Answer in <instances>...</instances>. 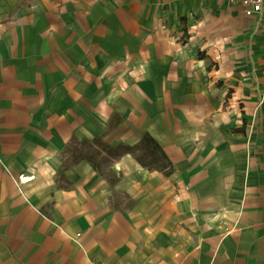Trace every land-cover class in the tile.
Returning <instances> with one entry per match:
<instances>
[{"label":"crops","instance_id":"1","mask_svg":"<svg viewBox=\"0 0 264 264\" xmlns=\"http://www.w3.org/2000/svg\"><path fill=\"white\" fill-rule=\"evenodd\" d=\"M224 1L0 0V264H264V31L236 8L259 49L214 55L220 89L185 46L188 108L167 102L175 77L140 73L175 60L164 23L218 33ZM104 132H149L174 172L124 155L113 185L85 161L60 180L69 141Z\"/></svg>","mask_w":264,"mask_h":264},{"label":"rangeland","instance_id":"2","mask_svg":"<svg viewBox=\"0 0 264 264\" xmlns=\"http://www.w3.org/2000/svg\"><path fill=\"white\" fill-rule=\"evenodd\" d=\"M221 6H223V10L229 11V15H225L217 19L214 30L217 29L218 33H212L211 31L213 28L205 29L204 27H202L200 22H203V20L206 19L205 17H191L192 21L190 22L192 23H189V25L187 23V19L186 21H183V18L174 19L170 22L167 21L166 23H164V30L161 29L159 31L167 32V35L164 38H166L167 42L171 43L173 46V56L175 57L173 64L167 68H161L153 71L150 70L152 74H148L145 73L144 70L143 72L142 70H140V73H142L144 77H146L147 75H152L155 77L162 76L165 78L175 77L176 80L174 84L164 83L165 87L169 85L170 88H175V91L177 92L175 93L174 98L167 101L175 105V108L177 107L180 109H185L189 107L185 46L186 48L190 47L189 52H191L192 56L195 59L204 60L202 61V63L198 64L201 66L196 67L195 65H193L191 68L193 72L205 73L206 71V73H208V83L211 82L212 89H220L223 86L221 81H214V79L212 80V78L210 77V75H215V73L220 69V64L217 61L218 59H215L214 55H217L219 57V55L222 54L226 57L229 56L230 53L233 54V51H235L236 55L238 56V62H242L241 60L245 57V55H249L250 47L255 51H258L259 49V46L255 45L256 41L252 40L251 42V40H249V38H247V36L245 35V29H248L249 21L239 15V10H237L236 8L233 9V7L231 8L227 0L224 1ZM214 36L215 38H213ZM219 36H224V46L216 48L215 50H211L205 47L208 39L214 41L218 39ZM260 42H263V40H260ZM162 43H164V41ZM261 63L264 64V62ZM241 65L242 63L239 64L240 68ZM127 73L128 75H130L129 72ZM178 79L180 80L177 81ZM182 79L185 81L182 82ZM119 197L122 200L121 195ZM124 203H128V200L125 198L122 204Z\"/></svg>","mask_w":264,"mask_h":264},{"label":"trees","instance_id":"3","mask_svg":"<svg viewBox=\"0 0 264 264\" xmlns=\"http://www.w3.org/2000/svg\"><path fill=\"white\" fill-rule=\"evenodd\" d=\"M122 121L121 118L113 117L106 132L115 129ZM106 132L102 136L89 140H79L74 137L69 141L60 158L61 165L58 170L60 180L67 169L85 161L91 164L101 177L107 178L113 185L118 181L114 175L113 165L116 160L124 155L132 156L148 171H158L165 176H170L174 172L172 161L149 132H145L140 140L132 146L122 142L114 146L110 145L105 140Z\"/></svg>","mask_w":264,"mask_h":264},{"label":"built area","instance_id":"4","mask_svg":"<svg viewBox=\"0 0 264 264\" xmlns=\"http://www.w3.org/2000/svg\"><path fill=\"white\" fill-rule=\"evenodd\" d=\"M231 7L242 11L245 17H250L255 21L259 29L264 31V0H227ZM254 75H260L264 82V70L254 68Z\"/></svg>","mask_w":264,"mask_h":264}]
</instances>
